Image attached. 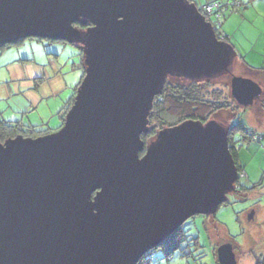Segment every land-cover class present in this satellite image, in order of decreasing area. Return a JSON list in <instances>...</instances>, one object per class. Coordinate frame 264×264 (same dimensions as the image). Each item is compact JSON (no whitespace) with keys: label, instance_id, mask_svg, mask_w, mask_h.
Masks as SVG:
<instances>
[{"label":"water","instance_id":"1","mask_svg":"<svg viewBox=\"0 0 264 264\" xmlns=\"http://www.w3.org/2000/svg\"><path fill=\"white\" fill-rule=\"evenodd\" d=\"M27 38L77 46L83 76L58 129L0 142V264H137L228 201L240 176L227 122L185 120L141 138L168 77L229 74L243 110L264 92L230 73L237 53L195 3L0 0V46ZM216 257L236 264L230 243Z\"/></svg>","mask_w":264,"mask_h":264},{"label":"rangeland","instance_id":"2","mask_svg":"<svg viewBox=\"0 0 264 264\" xmlns=\"http://www.w3.org/2000/svg\"><path fill=\"white\" fill-rule=\"evenodd\" d=\"M194 1L200 6L210 0ZM218 1L223 10V17L219 20L221 26L218 29L228 36V43L237 53L236 61L230 65V73L251 76L254 80L264 83V0ZM49 50L52 52L50 55ZM54 51L59 54L53 55ZM79 53L77 46L64 41L24 39L0 51V82L3 80V64L31 56L41 65L54 60L65 63L68 68L73 65L82 73V55ZM245 63L263 69H259L262 70L261 73L250 74ZM228 75L223 74L202 81H209L214 87H226ZM71 94L72 89H66L56 100L63 104ZM231 114L229 111H220L214 114L213 118L223 122L232 118ZM247 115L244 110L237 111L232 119L235 122L240 117L245 125L256 133L251 141L240 142L242 147L238 152L243 173H240L239 184L249 187L252 183L261 181V188L252 192L246 199L229 194L227 203L217 208L214 218L203 214L190 217L182 225L184 238L179 249L167 257L163 250L147 253L149 260L144 258L142 264H217L214 250L223 243L233 246L236 264H256L251 250L258 254L259 260L264 264V145L257 140V134L264 133V117L250 123ZM59 121L58 115H55L48 126L54 128ZM238 136L237 134L236 138Z\"/></svg>","mask_w":264,"mask_h":264},{"label":"trees","instance_id":"3","mask_svg":"<svg viewBox=\"0 0 264 264\" xmlns=\"http://www.w3.org/2000/svg\"><path fill=\"white\" fill-rule=\"evenodd\" d=\"M188 2L195 3L194 0H188ZM212 2L219 1L216 0ZM202 6V4L200 6H197L200 12L202 10ZM75 26L80 29L86 28L79 24H76ZM216 36L218 39H222L228 42V37L222 34L219 29L216 30ZM21 41L22 40L15 44H18ZM8 46V44L0 46V51ZM79 54L82 55L81 51ZM82 76L83 70L81 78ZM78 84L76 85V87L78 86ZM225 86L226 87H214V85L209 81H184L175 77H168L164 82L161 93L155 96L153 99L152 107L148 116V125L151 126L149 134H153L156 130L163 127H171L177 125L185 120L206 121L209 118L213 117V115L217 112L229 111L232 113V118L225 119L223 122H227L230 126H232L228 141L230 151L236 161L238 174L240 176V173H243V166L238 161V149L242 147V144L240 142L251 141L253 137L256 136V133L252 129L248 128L240 117L239 119L235 120V122H233L232 119L235 113L237 111L243 110V108L238 106L230 97L227 83L225 84ZM76 87L74 89V92L72 93V96L66 101L65 106L60 112L61 123L56 129H58L62 125L64 114L72 104ZM259 103L264 104V102ZM47 132H49V129L47 127L40 128L39 126L23 125L18 122L7 121L0 118V142H4L8 138H13L17 134L36 137ZM235 134H242V140L236 138ZM233 135H235V137ZM257 136L258 143L264 145V133L257 134ZM141 138L143 140L145 139L143 136H141ZM236 142H238V145H236ZM235 184L238 186V191L235 192L234 195L238 196L241 199L248 198L252 192L257 191L263 185L261 184V181H258L252 183L251 186L246 187L239 184V179L235 182ZM211 217L214 218V215ZM182 225L177 228L171 235H169L158 247L151 249L147 253L163 250L165 256L167 257L170 256L173 251L179 249L184 238ZM214 251L216 252V250ZM147 253L138 261L137 264H139L140 261H142L143 263V258L149 260V256H147ZM250 253L255 256L256 264H263V262L259 260L258 254H256L252 250L250 251Z\"/></svg>","mask_w":264,"mask_h":264},{"label":"crops","instance_id":"4","mask_svg":"<svg viewBox=\"0 0 264 264\" xmlns=\"http://www.w3.org/2000/svg\"><path fill=\"white\" fill-rule=\"evenodd\" d=\"M212 1L216 0L204 4ZM50 53L51 50L48 51V55ZM53 53L55 56L59 54L56 51ZM43 64H39L31 56L11 60L3 64L4 67L1 66L3 80L0 82V118L23 125L47 127L49 129L47 133H50L60 125V112L72 94L63 104L56 100L57 96L66 89H72L73 93L82 73L73 65L68 68L65 63L54 60ZM245 64L250 74L261 73L262 70L259 69H263ZM260 83L264 86L263 82ZM245 112L248 114L247 119L252 123L253 120L264 117V104H254L249 109L246 108ZM55 115H58L60 121L56 127L51 128L48 123L54 120Z\"/></svg>","mask_w":264,"mask_h":264},{"label":"built area","instance_id":"5","mask_svg":"<svg viewBox=\"0 0 264 264\" xmlns=\"http://www.w3.org/2000/svg\"><path fill=\"white\" fill-rule=\"evenodd\" d=\"M201 13L204 17L210 21L215 31L220 27L219 20L223 16V10L219 2L206 3L202 6ZM242 134H239L237 137L239 140H242ZM264 143V140H263Z\"/></svg>","mask_w":264,"mask_h":264},{"label":"flooded vegetation","instance_id":"6","mask_svg":"<svg viewBox=\"0 0 264 264\" xmlns=\"http://www.w3.org/2000/svg\"><path fill=\"white\" fill-rule=\"evenodd\" d=\"M264 87V86H263ZM264 100V92H263V94L257 99V101H256V103L255 104H257V103H259V102H262ZM159 130V129H158ZM158 130H156L153 134H149V135H143V137L145 138L143 141L144 142H147L148 141V139L149 138H151ZM238 191V186H237V189L233 192V194L235 193V192H237ZM143 261H144V258H143ZM140 263L142 264V262L140 261ZM139 263V264H140Z\"/></svg>","mask_w":264,"mask_h":264},{"label":"clouds","instance_id":"7","mask_svg":"<svg viewBox=\"0 0 264 264\" xmlns=\"http://www.w3.org/2000/svg\"><path fill=\"white\" fill-rule=\"evenodd\" d=\"M216 32V31H215Z\"/></svg>","mask_w":264,"mask_h":264}]
</instances>
